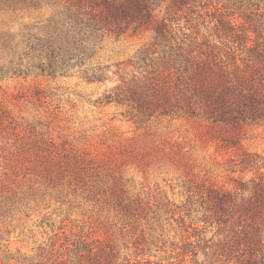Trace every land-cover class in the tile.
Masks as SVG:
<instances>
[{"label":"trees","instance_id":"trees-1","mask_svg":"<svg viewBox=\"0 0 264 264\" xmlns=\"http://www.w3.org/2000/svg\"><path fill=\"white\" fill-rule=\"evenodd\" d=\"M197 1L0 0V12L41 13L35 23L24 26L18 39L0 32V57L7 60L0 65V78L31 74L60 78L78 67L86 80L102 81L107 78L103 67L89 64L97 48L105 39L138 37L144 41L128 60L134 69L113 86L107 101L126 104L136 123L155 116L200 120L222 146H238L239 141L228 140L224 131L264 124V0H227L221 8L216 6L214 33L202 36L179 24L182 17H200ZM2 124L0 113V130ZM10 124L16 133V126ZM44 143L45 147L5 158V176L9 169L16 175L31 174L28 181L38 185L15 190L0 177V223L22 207V211L31 210L28 203L44 200L47 190L60 197L84 189L89 165L96 158L51 140ZM33 151L30 161L26 153ZM236 165L241 172L256 174L248 180L235 179L231 190L208 186L192 192L189 188V206L183 207L190 210L198 204L193 209L201 212L198 221L214 223L217 236L206 239L197 234L194 240L188 236L165 264H264V154L243 150ZM97 200L101 206L105 203V199ZM142 200L113 198L110 203L124 224L140 218L148 223L151 206ZM172 204L164 198L155 204V211L161 208L174 217L182 208ZM87 221L92 223V218ZM64 225L62 220L49 245L38 246L33 256L7 255L0 264H140L98 238L67 236ZM144 264L158 262L148 259Z\"/></svg>","mask_w":264,"mask_h":264},{"label":"rangeland","instance_id":"rangeland-1","mask_svg":"<svg viewBox=\"0 0 264 264\" xmlns=\"http://www.w3.org/2000/svg\"><path fill=\"white\" fill-rule=\"evenodd\" d=\"M223 3L227 0H198L195 4L200 17H182L180 26L186 25V31H198L201 36L214 33L211 27L216 19L212 12ZM39 15L35 10L0 12V32L18 39L24 26L35 23ZM143 41L138 37L105 39L89 61L91 66L103 67L107 78L102 81L86 80L78 67L60 78L34 74L0 78L4 127L0 130V177L4 183L15 190H25L36 183L28 181L33 175H16L11 169L5 176L8 168L4 162L18 152L45 147L44 141L83 150L96 158L95 164L89 165L84 189L60 197L47 190L44 200L32 199L28 203L31 210L22 211V207L0 223L3 262L7 255L31 257L38 246L49 245L62 220L67 236L98 238L114 245L120 256H130L140 264L148 259L165 264L180 250L176 246L188 241V236L191 240L197 234L206 239L217 236L214 223L198 221L201 212L193 210L198 204H192L190 210L183 209L189 206L188 189L197 192L214 186L231 190L235 179L248 180L255 175L254 171L241 172L236 162L243 150L264 154V124L224 131L228 140L239 141L238 146L224 147L209 136L206 123L197 119L155 116L143 123L134 122L126 104L108 102L106 96L115 84L121 83L122 76H130L134 67L128 60ZM4 61L7 60L0 57V65ZM9 122L16 126V133L7 126ZM34 151L26 153L30 161L34 160ZM96 198L105 199V203L101 206ZM113 198H142L151 206L149 222L140 218L124 224L111 208ZM164 198L182 210L174 217L161 208L155 211V204ZM155 213L159 217H153ZM89 217L92 223L87 221Z\"/></svg>","mask_w":264,"mask_h":264}]
</instances>
